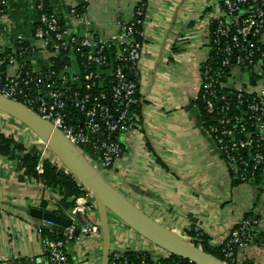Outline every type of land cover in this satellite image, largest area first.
<instances>
[{
  "label": "crops",
  "instance_id": "1",
  "mask_svg": "<svg viewBox=\"0 0 264 264\" xmlns=\"http://www.w3.org/2000/svg\"><path fill=\"white\" fill-rule=\"evenodd\" d=\"M38 1L57 16L61 26L78 35L108 34L116 21L134 16L139 2L6 0V11L0 16V53L12 52L21 36L32 50L28 57L34 68L48 64L33 36ZM144 2L142 23L136 30L142 39L136 124L121 136L120 158L99 173L143 213L185 238L189 228L197 227L216 246L247 214L254 215V227L264 235V167L256 181L234 182L194 101L200 67L209 53V20L218 13L221 0ZM72 6L79 8L75 19L69 14ZM10 162L0 156V264H47L36 233L45 219L34 216L31 209L53 212L58 196L39 182L20 181ZM86 215L100 225L97 209ZM46 229L57 230V225L42 231ZM110 242L111 250L133 251L150 241L113 219ZM67 252L73 264H101V232L70 242ZM237 255L241 263L260 264L264 246L245 245Z\"/></svg>",
  "mask_w": 264,
  "mask_h": 264
},
{
  "label": "built area",
  "instance_id": "2",
  "mask_svg": "<svg viewBox=\"0 0 264 264\" xmlns=\"http://www.w3.org/2000/svg\"><path fill=\"white\" fill-rule=\"evenodd\" d=\"M6 7V0H0V16ZM144 8V0H139L134 16L116 21L108 34L78 35L61 26L57 16L38 1L33 36L48 64L32 66L28 57L32 50L21 36H17L11 53L0 55V95L22 103L58 128L100 173L120 158L121 136L136 124L142 51V39L136 37V30ZM69 14L71 19L78 17V7L72 6ZM209 24V53L200 67L201 83L194 101L201 103L206 130L232 178L254 182L264 167V0H221ZM66 52L79 56L76 70L71 72L65 66L59 73L50 68L52 60ZM1 118L26 145L37 148L36 170L41 173L50 149L29 128L20 127L15 119L10 122L13 118L0 111ZM49 160L71 175L79 193L66 215L70 224L61 232L50 230L58 232L57 237L42 234L43 228L54 226L47 220L36 233L47 264H73L67 244L101 232L100 225L86 215L96 209V204L91 192L55 156ZM255 223L254 215L244 217L219 240L216 246L221 247L224 262L241 263L239 249L260 237ZM192 229L202 233L197 227ZM259 243L264 246V241ZM133 251L144 253L154 262L170 254L152 242ZM124 252L112 249L109 264H128Z\"/></svg>",
  "mask_w": 264,
  "mask_h": 264
},
{
  "label": "water",
  "instance_id": "3",
  "mask_svg": "<svg viewBox=\"0 0 264 264\" xmlns=\"http://www.w3.org/2000/svg\"><path fill=\"white\" fill-rule=\"evenodd\" d=\"M0 111L29 128L47 145L61 165L91 192L96 204L102 235L101 264H109L112 217L160 248L194 264H227L203 251L190 239L175 233L143 213L114 189L58 128L42 119L33 110L18 101L0 95ZM31 213L57 225L59 232L70 224L68 218L50 211L34 208L31 209ZM260 264H264V260Z\"/></svg>",
  "mask_w": 264,
  "mask_h": 264
},
{
  "label": "trees",
  "instance_id": "4",
  "mask_svg": "<svg viewBox=\"0 0 264 264\" xmlns=\"http://www.w3.org/2000/svg\"><path fill=\"white\" fill-rule=\"evenodd\" d=\"M79 9V8H78ZM139 26H137V29ZM136 37H138L136 35ZM11 52H1L0 55H7ZM79 56L77 53L70 54L69 52L56 57L51 62L52 69H55L59 73L63 71L65 66H69L70 71L73 72L78 67ZM202 111L203 119H206V115L201 107L199 101H195ZM206 126V125H205ZM0 156L9 160H15V171L20 181L27 182H39L44 188L57 194L58 199L56 203V209L54 214L66 217L65 211L69 210L73 205V199L79 193V187L75 181H72L70 174L64 172V169L57 164L53 163L49 159H44L42 163V172L39 173L36 170V165L39 158V151L36 147L28 146L20 139L5 135L0 129ZM234 182H238L234 180ZM45 201L41 202V207L45 208ZM252 214H247V217ZM42 234L50 237H57L58 232L50 230H43ZM186 236L203 251L208 254L224 261V257L221 252L220 246H213L207 236L204 233H196L192 228L186 231ZM262 233L260 237L256 239V242L264 241ZM144 253L127 250L124 252V257L128 260V264H194L189 260L178 257L174 254H169L168 258L152 261ZM241 264H253L249 260H244Z\"/></svg>",
  "mask_w": 264,
  "mask_h": 264
},
{
  "label": "rangeland",
  "instance_id": "5",
  "mask_svg": "<svg viewBox=\"0 0 264 264\" xmlns=\"http://www.w3.org/2000/svg\"><path fill=\"white\" fill-rule=\"evenodd\" d=\"M13 121H14V119L10 120V122H13ZM5 122L6 121L4 120V118L0 119V129L4 132V134L8 135V136H11V137H15L16 139H20L21 141H23V138L18 136L20 134H18L17 132L15 133V131L12 128L10 129L11 126H9L8 124L6 125ZM19 126L22 127V128H26V126H24L22 124H20ZM23 143H25V142L23 141ZM47 156H48L49 159H53L54 158V155L50 151L47 152ZM10 161H11L10 163L15 165V160H10ZM113 219L114 218L112 217V219H110V222L113 221Z\"/></svg>",
  "mask_w": 264,
  "mask_h": 264
}]
</instances>
